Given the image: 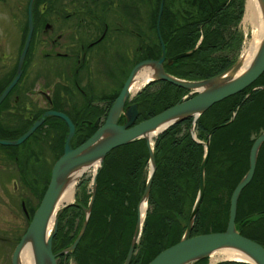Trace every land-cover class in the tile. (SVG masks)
I'll return each mask as SVG.
<instances>
[{
    "label": "trees",
    "instance_id": "trees-1",
    "mask_svg": "<svg viewBox=\"0 0 264 264\" xmlns=\"http://www.w3.org/2000/svg\"><path fill=\"white\" fill-rule=\"evenodd\" d=\"M178 3L180 6L176 7L172 0H165L164 12L169 16L179 9L188 14L183 23H176V19L168 16L161 34L166 57L195 51L188 57L166 63L165 71L187 81L206 80L226 71L236 62L241 47L242 35L236 26L244 14V0H183ZM154 51L156 56L152 59L160 55V49ZM188 93L164 81L150 82L134 100L140 106L138 120H147L167 110ZM263 132L264 72L243 91L213 105L196 120L186 118L158 134L153 144L155 172L148 193V207L130 264H148L185 234L200 191L206 142L210 148L205 191L191 237L224 232L231 195L247 173L251 147ZM149 161L145 139L118 147L106 155L97 172L85 233L76 249L59 257L57 264L69 258L76 264H125L139 218L138 205L144 195ZM126 163L139 169V174L134 175L133 193V209L136 207L137 215L134 212L132 216L117 205L120 190L125 185L118 166ZM121 172L124 175L125 170ZM90 197V190L84 189L74 204L59 213L57 231L52 239L53 253L72 245L80 233ZM235 224L243 237L264 247V143L257 154L253 177L238 198ZM193 264H208V259Z\"/></svg>",
    "mask_w": 264,
    "mask_h": 264
},
{
    "label": "flooded vegetation",
    "instance_id": "flooded-vegetation-1",
    "mask_svg": "<svg viewBox=\"0 0 264 264\" xmlns=\"http://www.w3.org/2000/svg\"><path fill=\"white\" fill-rule=\"evenodd\" d=\"M172 1L178 7V2L183 0ZM164 5L165 0H0V94L20 67L18 80L0 103L2 130L17 131L12 138L15 140L43 114L55 112L64 114L73 124L74 148L87 141L105 123L132 69L139 63L159 58L152 59L156 56L154 50H161L162 28L168 22ZM185 15L188 14L179 9L170 12L169 17L183 23ZM240 23L241 20L236 26L238 31ZM135 98L129 96L124 104V109L138 106V118L133 125L141 122L140 106ZM124 122L121 115L118 124ZM44 126L51 131L61 127L67 130L60 149L55 151L56 144L51 146V154L57 160L63 154L68 127L61 119L49 117L31 136L41 132ZM8 157L14 164L23 165L22 158L17 162L15 153ZM31 173L29 168L23 172L10 168L0 172V264L3 260L6 263L4 249L9 238H15L10 259L13 264L14 249L24 233L21 231L15 237L13 232L17 230L8 232L6 223L9 221L13 228L24 220L28 224L39 205L37 198L36 207L28 208L38 189V177L31 179ZM16 202L21 215L8 212L14 210L11 205ZM88 206L89 203L85 210ZM70 262L76 264L73 258L63 264Z\"/></svg>",
    "mask_w": 264,
    "mask_h": 264
},
{
    "label": "water",
    "instance_id": "water-1",
    "mask_svg": "<svg viewBox=\"0 0 264 264\" xmlns=\"http://www.w3.org/2000/svg\"><path fill=\"white\" fill-rule=\"evenodd\" d=\"M260 1L264 7V0ZM160 43L162 50L160 57L157 60H148L139 63L132 69L118 97L111 107L105 123L80 146L74 148L72 145V138L75 134V129L71 121L64 114L55 112H48L43 114L24 134H22L15 140L0 139V145H19L24 142L29 136H31V134L38 128V126H40L44 122V120L49 117H56L61 119L66 123L68 127V133L65 136L63 145V154L56 160L54 166L52 167L50 180L41 199V202L34 212L33 217L26 229V232L24 233L14 250L12 257L13 264H19V254L27 241H30L32 244L36 264H56V259L60 255L75 250L77 244L80 241L81 235H78L76 237L69 248L61 250L58 253H53L52 251V239L57 230V212L53 217L51 231H48L47 235V225L53 214V211L55 210V205L63 188L64 180L73 169L82 165H89L95 161H98L99 165L101 166V163L105 156L112 150L134 141L145 139L149 149V165L150 167H152V169L149 171L145 192L138 207V213H140L141 203L143 201L145 203L147 202L151 180L155 171V162L152 148L150 146L151 144L147 140L145 135L152 131L159 130L156 134L158 135L170 126L188 117H193L194 120L197 119L204 111L209 109L214 104L219 103L224 99L243 91L264 72V37L253 63L244 73L235 77V73L240 66L238 59L223 73L212 78L200 81L182 80L168 74L165 71L166 63L171 64L173 60L185 58L189 56L192 51L177 54L171 58H166L164 44L161 40ZM147 66H151L158 73L153 79L147 81L146 84L153 81H164L172 84L173 86L189 91L190 95L189 97L186 96L182 98L178 103L168 108L167 110L162 111L147 120H143L136 125H133V123L138 118V106L137 104H134L124 109V104L129 96V87L134 76L138 73V71ZM19 75L20 67L18 68L17 74L12 82L0 94V103L16 83ZM254 89L255 88L251 89L249 94ZM121 115L125 118V122L123 124H118V120ZM263 143L264 132L259 135L254 141L249 154L248 171L241 179V181H239L238 185L231 195L229 217L225 231L190 237L192 221L198 209L199 202L202 198L204 190L203 170L205 164L203 162L200 173V191L196 205L191 215L189 227L178 243L160 252L148 264H193L200 259H208L209 256L214 253V251L225 247L238 250L239 254L247 257L249 260L220 261L247 264H264V248L258 243L249 240L246 237H243L239 233V230L237 229L235 224L236 204L238 197L242 189L251 181L253 177L256 167L257 154ZM205 146L208 150V145L205 144ZM96 175L97 172L94 173L92 178L93 192L95 189ZM66 206L67 205H63L62 209ZM88 214L89 210L86 212L85 219H87ZM142 222L140 224L139 216L132 243L125 260L126 264L130 262L134 244L137 242V239L141 232Z\"/></svg>",
    "mask_w": 264,
    "mask_h": 264
},
{
    "label": "rangeland",
    "instance_id": "rangeland-1",
    "mask_svg": "<svg viewBox=\"0 0 264 264\" xmlns=\"http://www.w3.org/2000/svg\"><path fill=\"white\" fill-rule=\"evenodd\" d=\"M151 4H152V8H153L154 4L153 3H151ZM245 9H246V0H245ZM245 9H244V14H245ZM244 14H243V17H244ZM243 17L241 19V23L239 25V28H240L241 34L243 33V38L244 39L241 42V47H240V50H239V54L237 55L236 61L238 59L240 61L245 48L249 45V43H251V41L253 39L252 37L255 34L254 33V28L252 27L251 24H248V23L247 24H243V22H242L243 21ZM161 51L162 50H160V55H161ZM165 53H166V50H165ZM160 55H159V57H160ZM140 89L142 90L143 87H141ZM189 95L190 94L188 93L186 96L189 97ZM132 98H135V96L132 97ZM26 127L27 126H25V128ZM48 128H49L48 126L47 127L44 126V128L42 129L41 132H38V133L34 134V136H31L24 144H20L18 146H1L0 145V172L8 171L9 168H10V170L15 169V171L19 170V171L23 172V171L26 170V168H29L31 170V172H32L30 174V178L32 179L33 176H37L38 177L37 193L35 194V197L33 198L34 199L33 203L29 204L28 208H35L36 207V204H37L36 203L37 202L36 199L37 198L39 200V204L41 202L43 194H44V192H45V190L47 188V185L49 183V180H50L52 167L54 166V164L56 162L55 158L51 154V146L56 144L55 151L59 150L61 145H62V139H63L64 133L66 131L63 127L59 128L57 131H51ZM5 130H6L7 133H5L2 130V128L0 127V132H3V134L0 135V137H1L0 139H2V140H14L12 138H14V135H17V133H16L17 131L10 133L11 131H9V129L5 128ZM11 152L15 153V156L18 158L17 162H19V157L22 158L21 160L23 162V165L22 164H18V163L14 164L13 160L8 157V155ZM136 153H138V151ZM121 170H125L124 175L122 174ZM149 171H150V166L147 168V171H146L147 172V179H148ZM118 172L122 176V179L124 180L125 185L123 186L122 190H120L121 198L119 197L118 201H120V202L117 205L119 206V208H121L128 215L132 216L134 214V212L137 215L136 207H135V209H133V204H134V201H135L133 193H134V187H135V185H134V175L137 176L139 174V169L134 164L126 163V165L123 166V167L122 166H118ZM94 173H96V172H92V169H90L79 179L78 184L75 187L73 198H72V200H70L71 202L70 201L66 202L65 203L66 205L74 204V202L78 198L81 197V194H82L84 189H90L91 188V190H90L91 197H90L89 202H88L89 205H90L92 196H94L93 184L91 182V178L94 175ZM30 178H27L26 180H28ZM26 180H24V181H26ZM29 183H31L33 187L36 186V184L33 183L32 181H29ZM146 183H147V181H146ZM24 186H25V184H24ZM24 196L26 198V194H24ZM109 196H111V195H109ZM142 198H141V200H142ZM31 199H29V200H31ZM17 203L18 202H16V204L14 206L11 205V207L14 210L13 211H8V212H12L14 214H20L21 215L20 209H17L19 207ZM145 205L147 206V202L145 203ZM36 209H35V211H36ZM63 209L61 208L59 210V212L57 213V217H58L59 213L62 212ZM88 210H89V206L84 211L85 218H86V212ZM34 212H33V214H34ZM32 217H33V215H32ZM32 217L29 219L28 224L24 220L23 223H21L19 226L15 227V228H13V226L8 221L6 223L7 228L9 230L8 232H10L12 229H16L17 232L16 231L13 232V234L15 233L14 234L15 237L16 236H20L21 235V231H23L25 233L26 229H27V227H28V225H29V223H30V221L32 219ZM23 219H25L24 216H23ZM82 228H83V226H82ZM24 233H23V235H24ZM22 236H21V238H22ZM20 239H19V241H20ZM7 245L8 246L4 249V250H7L6 259H5L6 263H4V260H3V264H10V259H11V255H12V248L15 245V238H13V239L9 238V241H8ZM210 257L211 256H209V258H208V264H218V263L224 262V261H220V260L212 261V257L211 258ZM225 262H227V261H225ZM69 264H73V262H70ZM228 264H230V262H228Z\"/></svg>",
    "mask_w": 264,
    "mask_h": 264
},
{
    "label": "bare ground",
    "instance_id": "bare-ground-1",
    "mask_svg": "<svg viewBox=\"0 0 264 264\" xmlns=\"http://www.w3.org/2000/svg\"><path fill=\"white\" fill-rule=\"evenodd\" d=\"M242 22H243V24H247V23L251 24L252 27L254 28V33L255 34H254L253 37L251 36L253 39L251 38L252 39L251 43H249V45L245 48V50L243 52V55H242V57H241V59L239 61L240 66H239L238 70L235 73V77L241 75L242 73H244L251 66V64L253 63V61H254V59L256 57V54H257V52L259 50V47H260L261 42H262V39L264 37V7H263V5H262L260 0H246V9H245V14H244ZM194 51L195 50H193L192 53ZM157 73L158 72L155 69H153L151 66H147V67L141 69L140 71H138V73L134 76V78H133V80H132V82L130 84L129 96L130 97L136 96V94L141 91L140 88L141 87L144 88L147 85L146 82L151 80V79H153L156 76ZM158 131L159 130L152 131V132L147 133L145 135V137L147 138V140L151 144L150 146L152 148V152H153L154 141H155L156 137L158 136V135H156ZM207 145H208V150L205 148L206 149V154H205V158H204V161H203L205 165H204V170H203L204 190H203L202 198L204 196V191H205V169H206V163H207L208 156H209V148H210L209 142L207 143ZM154 162H155V160H154ZM101 165H102V163H101ZM99 166H100L99 162L95 161V162H93V163H91L89 165L86 164L85 166L82 165V166H79V167L73 169L66 176V179L64 180L63 188L61 190V193H60L59 198H58V200L56 202V205H55V210L53 211V214H52V216H51V218H50V220L48 222V225H47V229H48L47 230V235H48V231L49 232L51 231L52 224H53V217H54L55 213L56 212L58 213L59 210L62 208V206L66 205L65 204L66 202H69L70 200H72L73 195H74V191H75V187L78 184L79 179L90 169H92V172H98V170L101 168V166L100 167ZM151 166H152V163H151ZM151 169H152V167H150V170ZM95 188H96V182H95ZM94 193H95V189H94ZM202 198H201V200L199 202L198 209H197L196 214L194 216V219L192 221V225H191V229H190V237H191V230H192V227H193V224H194V220H195L196 215L198 213V210L200 208ZM92 202H93V196H92V199H91V202H90V205H89V213H90V208H91ZM68 205H70V204H68ZM195 205H196V203H195ZM66 207H64V208H66ZM146 210H147V208H146L145 202L143 201L141 203L140 213H139V215H140V224L142 222V219L145 218ZM236 211H237V204H236ZM88 217H89V214H88ZM88 217H87V219H88ZM87 219H86V222H87ZM57 223H58V221H57ZM85 228H86V223L84 224L83 228L81 229V231L79 233V235H81V237H82V234L84 233ZM81 237H80V239H81ZM139 237H140V235H139ZM139 237H138L137 241L139 240ZM45 239H46V236H45ZM137 243L138 242H136L135 244H137ZM259 245H261V244H259ZM133 254H134V247H133L132 256H133ZM132 256H131V258H132ZM210 256L212 257V261H218V260H249L247 257H244L241 254H239L238 250L233 249V248H229V247L218 249V250L214 251V253H212ZM18 261H19V264H36L35 263L34 252H33V248H32V244H31L30 241H27L24 244V247L22 248V250H21V252L19 254ZM125 264H126V262H125ZM127 264H130V262H128Z\"/></svg>",
    "mask_w": 264,
    "mask_h": 264
}]
</instances>
